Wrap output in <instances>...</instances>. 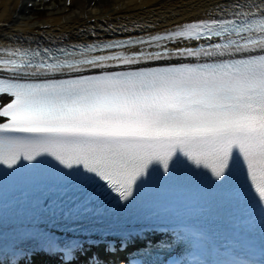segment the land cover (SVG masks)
<instances>
[{
	"label": "snow or ice",
	"instance_id": "snow-or-ice-1",
	"mask_svg": "<svg viewBox=\"0 0 264 264\" xmlns=\"http://www.w3.org/2000/svg\"><path fill=\"white\" fill-rule=\"evenodd\" d=\"M178 40L207 43H163ZM131 43L162 50L0 49V71L11 74L0 78V94L12 98L0 106V165L48 156L130 201L144 177L161 166L170 173L182 156L217 179L243 170L264 204V0L102 48ZM173 56L196 62L72 75Z\"/></svg>",
	"mask_w": 264,
	"mask_h": 264
},
{
	"label": "bare ground",
	"instance_id": "bare-ground-1",
	"mask_svg": "<svg viewBox=\"0 0 264 264\" xmlns=\"http://www.w3.org/2000/svg\"><path fill=\"white\" fill-rule=\"evenodd\" d=\"M45 0H0V47L36 43H75L126 34L167 30L219 16L235 3L260 0H62L45 17L32 16L31 7ZM73 3V7H71ZM40 262V263H44Z\"/></svg>",
	"mask_w": 264,
	"mask_h": 264
},
{
	"label": "rangeland",
	"instance_id": "rangeland-1",
	"mask_svg": "<svg viewBox=\"0 0 264 264\" xmlns=\"http://www.w3.org/2000/svg\"><path fill=\"white\" fill-rule=\"evenodd\" d=\"M62 0H46V3L40 4L37 3L31 7L32 16H35L37 19H42L47 15L50 9L55 10L56 6L61 5ZM73 3H71V7H73Z\"/></svg>",
	"mask_w": 264,
	"mask_h": 264
}]
</instances>
